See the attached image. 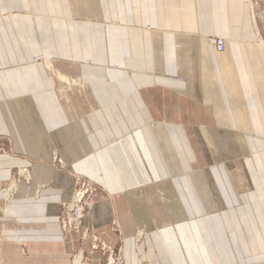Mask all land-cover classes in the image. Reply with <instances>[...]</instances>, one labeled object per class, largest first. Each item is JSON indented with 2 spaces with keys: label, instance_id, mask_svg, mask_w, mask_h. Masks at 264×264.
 <instances>
[{
  "label": "crops",
  "instance_id": "0c3cea01",
  "mask_svg": "<svg viewBox=\"0 0 264 264\" xmlns=\"http://www.w3.org/2000/svg\"><path fill=\"white\" fill-rule=\"evenodd\" d=\"M263 35L251 0H0V139L18 156L0 185L32 178L0 208V264L90 250L61 226L76 181L55 153L111 193L86 224L125 264H144L138 231L150 264H264ZM212 194L236 205L206 213Z\"/></svg>",
  "mask_w": 264,
  "mask_h": 264
},
{
  "label": "rangeland",
  "instance_id": "374dc122",
  "mask_svg": "<svg viewBox=\"0 0 264 264\" xmlns=\"http://www.w3.org/2000/svg\"><path fill=\"white\" fill-rule=\"evenodd\" d=\"M251 2H253L254 5H256V15H257L259 23L262 27V30L264 31V0H251ZM219 38H222V37H219ZM224 41L226 42V40H224ZM260 42L264 46V35H263L262 39L260 40ZM40 57L41 56L35 57L33 61H38L39 59L43 60V58L42 57L40 58ZM0 155H8V156H11L13 158H18V156L12 152L11 143L7 140H2V139H0ZM52 165L54 167H57L61 170L68 172L70 175H72L75 178V181H76L73 196L70 199V201L62 202L60 204V214H59L60 223H61L63 217H68L66 212L71 207V205L75 204V201H77V202L79 201L80 198L77 196V194H79V196H80L81 195L80 193L84 192L85 193L84 194L85 197L83 200L84 216L82 217V227L80 228V230L78 232L75 230L73 232H76V233L83 232L84 236H85L86 235L85 230L89 229L88 238L91 237V239H92L93 235H94L93 230H92V226L89 224H86V219L92 217V210H93V207L96 205V203L110 198L111 193L108 191L105 184L98 181L96 178L92 177V175L86 174V173H80V172L78 173V172L71 171L70 166L57 153H55V155H54ZM30 170H31L30 167H22V168L21 167H17V168L13 167L12 168V171L10 173V179L6 183L0 185V208L3 205V209H5L10 203L12 204V201L15 200V197L17 195V189H18L17 185L19 184L20 181L24 180L27 183H30V181L32 179ZM22 171H23V173H22ZM218 175H219V173H218ZM27 178L30 180H28ZM13 181H14V183H13ZM186 182H187V180H185V185H186ZM13 184H14V186H13ZM45 186H46V184H43V185L40 184L39 188H43ZM10 189H11V191L9 192ZM185 191L187 192V195H190L191 197H193L192 188H190L188 186L187 190L185 189ZM8 192H9V196H8ZM218 194H219V192H218ZM76 196H77V198H76ZM216 196L214 194H212L213 200H212L211 204L210 205L205 204L204 206H201L200 209L203 211H206V213H209L210 211H216V213H222V212H224L225 207L236 205L232 201V199H230L229 197L224 198L223 194L221 196H218V195H216ZM228 200H230V201H228ZM71 214H72V217H76V210H74ZM205 224H206V221L203 223V227H205ZM61 226H62V224H61ZM113 230H114V232L119 234V236L121 237L122 242H123L122 232H121L116 220L113 221ZM63 231L65 233H70V232L65 231L64 228H63ZM73 232H71V233H73ZM139 232H141V233H139ZM95 235H97V234L95 233ZM145 235H146L145 231H138L136 233V235L134 236V243H135V248H136V251H137V254L139 256L140 261H142L144 264H150V261H152V257H153V255L151 256L150 253L151 252L153 253V250L150 253H147L146 251H143L140 248V245L143 243ZM97 236L100 239V241L97 244V245H99L98 249H95L94 251L91 250L92 243L94 242L93 240H91L89 242V244H90L89 249L90 250H88V251H85V249L82 250L83 252H86L85 254L88 255L92 259V264H93V253H99V255L101 257V264H107L105 261L109 257L110 252H109V250L106 251L105 249H103L105 247V244L108 248L113 247L115 249V252L117 255L121 254L122 258H123V263H121V264H125V251H124L123 244L119 243L118 245H112V244H109L107 241H105L102 237H100V235H97ZM83 238H85V237L82 236V242L84 243V242H86V240L88 238L87 237H86L87 239H83ZM74 254H78V252L77 251L74 252L72 256H74Z\"/></svg>",
  "mask_w": 264,
  "mask_h": 264
},
{
  "label": "built area",
  "instance_id": "2783aa9c",
  "mask_svg": "<svg viewBox=\"0 0 264 264\" xmlns=\"http://www.w3.org/2000/svg\"><path fill=\"white\" fill-rule=\"evenodd\" d=\"M224 40H225L224 38H219V37L209 38V42L210 43L214 42V45H216L217 49L220 51L225 50L226 44H225ZM77 196H79V194H77ZM77 196H76V198H77ZM84 197L85 196L83 195L82 200H80L79 202L75 201V204L71 205V207L66 212L68 217L62 218L61 224H62V228H64L65 231L71 233L75 230L78 232L80 230V228L82 227V217L84 216V207H83ZM74 210H76V217H72V214H71ZM85 231H86V236H84L85 237L84 239H86V237H88L89 229H87ZM93 241L94 242L92 243V247H91L92 251L99 248V245H97V244L100 241V239L97 235L94 234L93 235ZM103 249H105L106 251L109 250V252H110L109 257L105 261L107 264H121V263H123L122 255L121 254L117 255L115 252V249L113 247L108 248L105 244V247ZM81 251L82 250L77 251L78 254H74V256L71 257V261L69 264H77L76 263L77 256L79 255V253ZM85 253L86 252H84V254L82 255L81 260H79L78 264H92V259L88 255H86Z\"/></svg>",
  "mask_w": 264,
  "mask_h": 264
},
{
  "label": "bare ground",
  "instance_id": "6f19581e",
  "mask_svg": "<svg viewBox=\"0 0 264 264\" xmlns=\"http://www.w3.org/2000/svg\"><path fill=\"white\" fill-rule=\"evenodd\" d=\"M213 41H214V40H213ZM213 43H214V42H213ZM225 44H226V42H225ZM225 48H226V47H225ZM219 51H220V50H219ZM40 58H41V57H40ZM38 61H41V59H39ZM22 173H23V171H22ZM27 179H28V178H27ZM28 180H30V179H28ZM13 183H14V181H13ZM13 186H14V184H13ZM13 186H12V187H13ZM13 188H14V187H13ZM13 188H12V189H13ZM10 191H11V189L9 190V192H10ZM9 192H8V193H9ZM80 194H81V195L78 196V197L80 198L79 201L82 200V197H83V195H84L85 193H84V192H81ZM8 196H9V194H8ZM79 201H78V202H79ZM140 233H141V232H140ZM138 234H139V233H138ZM85 236H86V235H85ZM92 240H93V238H92ZM83 254H84V252L81 251V252L79 253V255L77 256V260H76V263H77V264L79 263V260H81V257H82Z\"/></svg>",
  "mask_w": 264,
  "mask_h": 264
}]
</instances>
